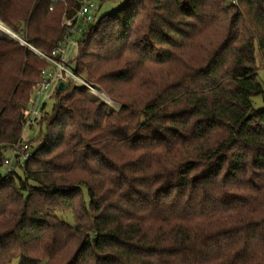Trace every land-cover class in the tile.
Here are the masks:
<instances>
[{"label":"trees","instance_id":"1","mask_svg":"<svg viewBox=\"0 0 264 264\" xmlns=\"http://www.w3.org/2000/svg\"><path fill=\"white\" fill-rule=\"evenodd\" d=\"M80 7L0 0V22L52 55ZM79 46L76 74L123 104L56 92L0 174V264H264V0H127ZM46 67L0 38V170Z\"/></svg>","mask_w":264,"mask_h":264},{"label":"built area","instance_id":"2","mask_svg":"<svg viewBox=\"0 0 264 264\" xmlns=\"http://www.w3.org/2000/svg\"><path fill=\"white\" fill-rule=\"evenodd\" d=\"M232 2L237 4V0H232ZM99 10L100 8L94 0H81V7L77 14L71 19L64 20L65 37L55 48L52 55L34 49L24 42L25 45L35 51L37 56L46 61L47 67L41 71L40 81L32 88L26 122L22 131V140L9 149V154L5 156L3 167L6 168L8 173L15 171L16 168L24 165L34 157L36 149H34L28 133L41 128L47 102L54 98L61 83H64L66 87L72 85L84 88L89 94L107 105L111 103L102 89L100 90L85 78L77 75L72 65V61L75 59L80 47L79 42L90 26L98 20ZM8 34L18 38L11 31Z\"/></svg>","mask_w":264,"mask_h":264},{"label":"rangeland","instance_id":"3","mask_svg":"<svg viewBox=\"0 0 264 264\" xmlns=\"http://www.w3.org/2000/svg\"><path fill=\"white\" fill-rule=\"evenodd\" d=\"M95 3L97 4V6L100 8L99 10V15H98V19L99 18H102L104 16H107L113 12H116L119 10V8L127 1V0H105L102 2V0H94ZM226 1V4H230V3H233L232 0H225ZM5 28L11 32H13L12 30H10L8 27L4 26L1 22H0V38H9V39H13L14 41L18 42L19 45H21L22 47H25L27 50L29 51H32L34 54L35 51L32 50L31 48H29L27 45L24 44L25 43H28L29 45H31L34 49H36L34 47L33 44H31L28 39H27V30L26 32H22V33H14L16 36H18V38H14L12 35L8 34L4 29L2 28ZM23 41V42H21ZM38 50V49H37ZM159 53L156 52L155 55H158ZM37 55V54H36ZM79 55H80V49L78 50V52L76 53L75 55V59L72 61V65L75 67L77 61H78V58H79ZM39 57V56H38ZM258 67H259V78H260V81L263 83L264 85V66L260 60V58L258 57ZM88 81V80H87ZM92 85H95V87L99 88L100 90L102 89L105 94L107 95L108 99L111 101V103H108V108L110 111H118L121 106H122V101H118V100H115L112 98V96L109 94V92L106 90V87L103 85V84H96V83H91ZM77 87V86H75ZM78 88H81V87H78ZM133 88V84H130L128 86H125V89H132ZM81 89H84V88H81ZM88 95L89 98L93 99V100H100L98 98H96L95 96H93L92 94H89V92L86 93ZM56 97L54 95V98L50 101L47 102V106H46V109H45V112L43 114V119H46L47 121H49L51 119V111H52V108L55 104V100ZM112 104V105H111ZM254 105L256 108H262L264 107V96L263 97H256L254 98ZM42 126V125H41ZM41 133H43V135H46L47 134V126L46 124H44L42 126V131H41V128H38L37 130H34L33 132L31 133H28L29 135V139L33 141H35L40 135ZM33 147L34 149H38L40 147V144L39 143H35L33 144ZM9 153L7 152L6 155H8ZM17 170V168L15 169ZM18 171V170H17ZM7 173V170L6 168H2L0 170V174L2 175H5ZM59 218H62L64 219L66 222L70 223V224H73V215L72 213L70 212H66V213H60L57 215ZM12 264H19V259H15Z\"/></svg>","mask_w":264,"mask_h":264},{"label":"water","instance_id":"4","mask_svg":"<svg viewBox=\"0 0 264 264\" xmlns=\"http://www.w3.org/2000/svg\"><path fill=\"white\" fill-rule=\"evenodd\" d=\"M66 89H67L66 85L64 83H61L57 90L59 92H62V91H65Z\"/></svg>","mask_w":264,"mask_h":264},{"label":"bare ground","instance_id":"5","mask_svg":"<svg viewBox=\"0 0 264 264\" xmlns=\"http://www.w3.org/2000/svg\"><path fill=\"white\" fill-rule=\"evenodd\" d=\"M2 29H4L6 32H8V33H9V31H8L7 29H5L4 27H3Z\"/></svg>","mask_w":264,"mask_h":264},{"label":"crops","instance_id":"6","mask_svg":"<svg viewBox=\"0 0 264 264\" xmlns=\"http://www.w3.org/2000/svg\"><path fill=\"white\" fill-rule=\"evenodd\" d=\"M105 1V0H102V2Z\"/></svg>","mask_w":264,"mask_h":264}]
</instances>
